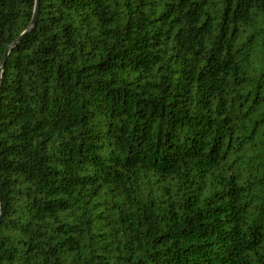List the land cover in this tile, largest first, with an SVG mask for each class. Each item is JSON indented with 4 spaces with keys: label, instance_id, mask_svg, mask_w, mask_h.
Returning <instances> with one entry per match:
<instances>
[{
    "label": "trees",
    "instance_id": "1",
    "mask_svg": "<svg viewBox=\"0 0 264 264\" xmlns=\"http://www.w3.org/2000/svg\"><path fill=\"white\" fill-rule=\"evenodd\" d=\"M35 0H0V61ZM0 264H264V0H38L0 81Z\"/></svg>",
    "mask_w": 264,
    "mask_h": 264
},
{
    "label": "water",
    "instance_id": "2",
    "mask_svg": "<svg viewBox=\"0 0 264 264\" xmlns=\"http://www.w3.org/2000/svg\"><path fill=\"white\" fill-rule=\"evenodd\" d=\"M37 13H38V0H35V5H34L32 19H31L27 29L13 43H11L6 48L4 54L2 55V58H1V61H0V81H1L2 69H3V66H4L5 60L7 58V55L9 54L10 50L12 49V47L34 28L35 23H36Z\"/></svg>",
    "mask_w": 264,
    "mask_h": 264
}]
</instances>
